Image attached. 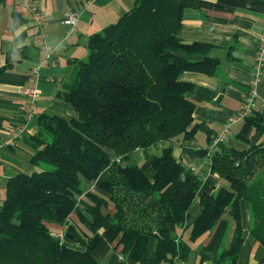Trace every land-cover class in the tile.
Listing matches in <instances>:
<instances>
[{"label":"trees","instance_id":"trees-1","mask_svg":"<svg viewBox=\"0 0 264 264\" xmlns=\"http://www.w3.org/2000/svg\"><path fill=\"white\" fill-rule=\"evenodd\" d=\"M183 9L181 0H135L117 22L90 36L89 54L75 61V75L63 94L78 115H35L39 131L30 135L34 152L29 161L38 169L7 181L0 264H101L90 250L91 239L68 221L87 182L102 195L80 217L94 231L102 230L126 261L173 264L188 256L193 242L212 232L230 207L235 233L215 259L216 264H241L242 198L250 210L251 232L264 244V142L213 152L211 166L227 186L204 179L173 152L174 143L194 138L198 130L196 102L188 94L194 84L182 80V73L214 74L219 63L209 54L210 43L183 41ZM246 120L264 131L260 112ZM161 144L159 153L152 150ZM140 148L155 170L153 179L133 158ZM201 152L208 154L210 146ZM122 155L132 156L131 161L118 162ZM200 189L202 210L186 227L189 237L173 234L167 225L185 226ZM108 204L114 205L113 214L102 212ZM50 222L64 223L85 249L53 234Z\"/></svg>","mask_w":264,"mask_h":264},{"label":"crops","instance_id":"crops-1","mask_svg":"<svg viewBox=\"0 0 264 264\" xmlns=\"http://www.w3.org/2000/svg\"><path fill=\"white\" fill-rule=\"evenodd\" d=\"M135 0H0V210L5 197L8 179L20 172H32L38 167L29 160L34 152L30 135L39 131L32 122L28 130L18 139L11 140L15 127L22 121L26 95L21 90L32 82L31 68L40 64L38 88L41 90L35 115L54 112L66 117L77 116L76 108L67 102L63 94L69 91L75 75V61L89 54L88 41L92 34L115 23L134 6ZM184 7L180 36L186 43H210L209 54L218 58L214 74L185 71L181 78L194 84L188 93L196 102L194 122L198 130L194 138L173 144L174 154L186 161L204 179L217 186H227L226 181L212 166V154L223 146L246 149L250 144L264 142V131L255 128L245 118L230 126L228 137L217 149L202 154L213 139L226 127L229 118L241 108L252 83V69L258 49L259 34L264 30V0H181ZM41 13L40 21L33 18V8ZM77 12L76 30L70 31L64 19ZM47 42L51 52L44 48ZM180 55L194 60L202 59L199 54ZM260 99L253 113L260 112L264 119V78L259 84ZM252 113V114H253ZM165 145V144H164ZM163 144L152 149L157 152ZM132 156L124 155L123 163ZM143 171L153 179L155 170L145 158L144 151L133 157ZM89 184L80 196L79 208L74 210L68 221L87 239H91L90 250L101 264H139L126 261L102 233L94 231L84 219L81 211L92 207L102 195L95 184ZM189 207V218L180 228L169 223L167 228L180 237L185 236L201 213V196ZM243 241L238 261L241 264H264V244L251 232L250 210L244 198L240 200ZM104 214L115 212L113 204L103 205ZM237 222L227 207L214 230L193 242V251L178 264H216L218 257L228 249L233 239ZM53 234L78 249H85L61 222H50ZM155 240L150 242V252ZM147 264V263H144Z\"/></svg>","mask_w":264,"mask_h":264},{"label":"built area","instance_id":"built-area-1","mask_svg":"<svg viewBox=\"0 0 264 264\" xmlns=\"http://www.w3.org/2000/svg\"><path fill=\"white\" fill-rule=\"evenodd\" d=\"M33 18L36 21H40L41 13L39 9L34 7L33 9ZM78 13L72 12L69 14L65 19L64 23L69 27L70 31L76 30V24L78 22ZM44 48L48 49L51 52V46L47 42L44 43ZM40 64H35L31 68V78L32 82L30 85L25 86L22 88L21 92L26 95V102L24 105V113L22 121L15 127L14 131L11 134V140H16L20 138L27 130L28 127L35 119V108H36V101L41 92L38 88V82L40 79ZM252 83L247 91L246 99L244 100L241 108L237 111L234 115H232L224 130L218 134L213 141L210 143V150H215L222 143L230 133V126L234 122L239 119L248 118L252 115L254 111V107L258 99H260L259 93V84L262 82L264 78V30L259 34V42H258V49L255 56L253 69H252ZM3 145V142H0V147ZM142 150L141 148L138 151ZM123 156H118L117 161L123 162ZM61 238V235H58ZM62 239V238H61ZM173 264H178V260H175Z\"/></svg>","mask_w":264,"mask_h":264},{"label":"rangeland","instance_id":"rangeland-1","mask_svg":"<svg viewBox=\"0 0 264 264\" xmlns=\"http://www.w3.org/2000/svg\"><path fill=\"white\" fill-rule=\"evenodd\" d=\"M160 151V150H159ZM159 153V152H158ZM184 163H186V161H184ZM226 181V180H225ZM226 183L228 184V182L226 181ZM185 239H187L189 237V229L186 231L185 233Z\"/></svg>","mask_w":264,"mask_h":264}]
</instances>
